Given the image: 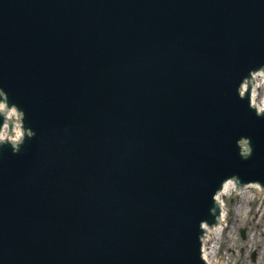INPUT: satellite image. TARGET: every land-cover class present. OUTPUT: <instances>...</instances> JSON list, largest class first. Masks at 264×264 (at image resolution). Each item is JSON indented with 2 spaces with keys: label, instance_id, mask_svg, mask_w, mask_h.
Wrapping results in <instances>:
<instances>
[{
  "label": "water",
  "instance_id": "water-1",
  "mask_svg": "<svg viewBox=\"0 0 264 264\" xmlns=\"http://www.w3.org/2000/svg\"><path fill=\"white\" fill-rule=\"evenodd\" d=\"M262 63L264 0H0V87L36 132L0 146V261L205 264L221 180L264 185L235 95Z\"/></svg>",
  "mask_w": 264,
  "mask_h": 264
},
{
  "label": "clouds",
  "instance_id": "clouds-1",
  "mask_svg": "<svg viewBox=\"0 0 264 264\" xmlns=\"http://www.w3.org/2000/svg\"><path fill=\"white\" fill-rule=\"evenodd\" d=\"M247 94V106L253 110L256 116L264 115V63L251 68L247 74L240 78L238 85L235 87V95L238 99L244 100ZM25 111L15 102H9V95L7 91L0 87V146L7 145L11 152L16 154L19 152L21 145L25 143L26 138L31 139L36 135L34 129L30 126H25ZM235 145L238 148V155L242 159H247L252 155L253 147L251 137L247 135H240L235 140ZM264 194V185L259 181L249 182L244 184L238 175L232 174L222 179L219 187L212 193L211 199L216 208L219 209L220 223L209 227V223L203 221V228L206 230V235L211 239L212 235L220 237L225 227V218L228 215L227 208L223 207L224 196L232 192L240 194H247V199L255 197V193L251 190ZM215 208H210V213H215ZM249 209L244 207L238 208L237 212L240 215L247 216ZM216 216V215H215ZM0 264H3L0 261Z\"/></svg>",
  "mask_w": 264,
  "mask_h": 264
},
{
  "label": "rangeland",
  "instance_id": "rangeland-1",
  "mask_svg": "<svg viewBox=\"0 0 264 264\" xmlns=\"http://www.w3.org/2000/svg\"><path fill=\"white\" fill-rule=\"evenodd\" d=\"M251 191L255 197L249 202L247 198L243 200L241 194L231 196L235 197L237 207L235 205L227 216L226 227L219 237V256L229 264H264V196L255 189ZM230 198L225 199L229 209L232 208ZM244 207L249 209L247 216L237 212Z\"/></svg>",
  "mask_w": 264,
  "mask_h": 264
},
{
  "label": "bare ground",
  "instance_id": "bare-ground-1",
  "mask_svg": "<svg viewBox=\"0 0 264 264\" xmlns=\"http://www.w3.org/2000/svg\"><path fill=\"white\" fill-rule=\"evenodd\" d=\"M242 195V198H243V200H245L246 199V197H247V194L245 193V194H241ZM263 196H264V194H262ZM251 199H253V198H251ZM251 199H248L247 201L249 202V201H251ZM215 235H212V238L214 237ZM211 238V239H212ZM210 241L209 239H208V235H206L204 238H203V249H205V251H204V256L206 257V261H208L209 262V260L208 259H210L211 257H213L214 256V252H215V249L213 248V245H212V242L210 241L208 244H206V241ZM208 245V246H207ZM222 264H229L228 263V261H224L223 260V262H222Z\"/></svg>",
  "mask_w": 264,
  "mask_h": 264
}]
</instances>
